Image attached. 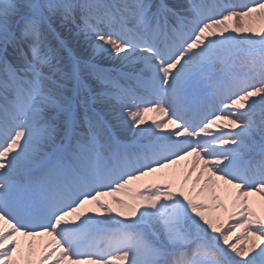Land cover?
Segmentation results:
<instances>
[{
	"label": "snow or ice",
	"instance_id": "6c2138e0",
	"mask_svg": "<svg viewBox=\"0 0 264 264\" xmlns=\"http://www.w3.org/2000/svg\"><path fill=\"white\" fill-rule=\"evenodd\" d=\"M0 264H264V0H0Z\"/></svg>",
	"mask_w": 264,
	"mask_h": 264
},
{
	"label": "bare ground",
	"instance_id": "6f19581e",
	"mask_svg": "<svg viewBox=\"0 0 264 264\" xmlns=\"http://www.w3.org/2000/svg\"><path fill=\"white\" fill-rule=\"evenodd\" d=\"M154 115L155 114H149V116L146 119L150 121L152 118H154ZM114 207H115V205H114ZM233 242H239V234H238V237L233 239Z\"/></svg>",
	"mask_w": 264,
	"mask_h": 264
}]
</instances>
